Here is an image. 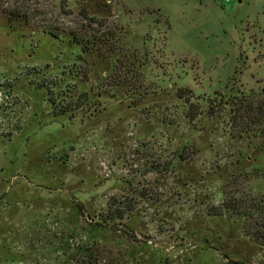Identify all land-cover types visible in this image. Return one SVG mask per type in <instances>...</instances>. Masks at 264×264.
Returning a JSON list of instances; mask_svg holds the SVG:
<instances>
[{"label": "rangeland", "instance_id": "374dc122", "mask_svg": "<svg viewBox=\"0 0 264 264\" xmlns=\"http://www.w3.org/2000/svg\"><path fill=\"white\" fill-rule=\"evenodd\" d=\"M108 3L0 0V264H264V0Z\"/></svg>", "mask_w": 264, "mask_h": 264}, {"label": "trees", "instance_id": "16d2710c", "mask_svg": "<svg viewBox=\"0 0 264 264\" xmlns=\"http://www.w3.org/2000/svg\"><path fill=\"white\" fill-rule=\"evenodd\" d=\"M105 4H109L110 0H102ZM13 17L15 16H22V14L16 13V11L11 12ZM48 34L53 36L54 38L59 37L58 33H54L53 31H48ZM264 105L256 106V110L259 112L261 116H264ZM249 116V115H247ZM256 116H253L251 120L256 122ZM249 120L251 117H247ZM261 118V117H259ZM264 118V117H263ZM261 122L264 123L263 119L261 118ZM232 128H237L239 132H252L253 135H257V129H263L264 125H252L247 123V125H231ZM226 195L222 202L212 206L208 209V215L210 216H227V217H234L236 220L243 221L242 228L246 234L251 236V240L257 244L264 245V207L258 200L250 199L247 200L246 198L238 197L232 195ZM249 220L251 223H246L245 220ZM231 264H246L242 261H230Z\"/></svg>", "mask_w": 264, "mask_h": 264}]
</instances>
